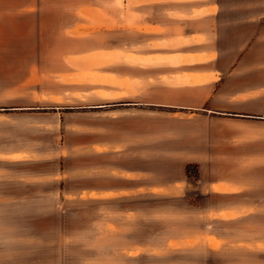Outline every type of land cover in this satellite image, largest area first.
Wrapping results in <instances>:
<instances>
[{
    "label": "crops",
    "instance_id": "1",
    "mask_svg": "<svg viewBox=\"0 0 264 264\" xmlns=\"http://www.w3.org/2000/svg\"><path fill=\"white\" fill-rule=\"evenodd\" d=\"M117 3L0 0V34L38 36L40 50L43 36H67L66 52L98 6L105 22L88 32L113 35L98 48L122 53L100 63L113 81L59 82L40 69L1 89L0 226L12 211L82 233L0 238L1 264H264V248L211 239L130 255L90 249L101 238H196L188 230L228 244L235 229H264V0Z\"/></svg>",
    "mask_w": 264,
    "mask_h": 264
},
{
    "label": "rangeland",
    "instance_id": "2",
    "mask_svg": "<svg viewBox=\"0 0 264 264\" xmlns=\"http://www.w3.org/2000/svg\"><path fill=\"white\" fill-rule=\"evenodd\" d=\"M122 9L124 7V0H118L116 4ZM112 8L115 4L111 5ZM2 5L0 4V8ZM128 9V8H126ZM89 16V24H83L75 29L73 37L74 51L66 52L60 50L65 47L67 36H43V49H37L40 45L38 36H24V35H2L0 34V91L7 87H15L20 85L24 79L30 75H34L35 80L40 69L44 70V76H54L59 82H95V81H113L114 75L107 74L101 70L100 63L115 59L122 55L121 52L115 53L113 49L99 50V43L113 42V35H103L97 33H90L88 31H95L98 26H103L102 11L98 6H90L84 11ZM81 43H83L81 45ZM90 47L87 50H81L80 47ZM84 45V46H83ZM59 48V50H51L50 48ZM136 50H127L123 56L128 58H137ZM59 59L67 62L69 68L59 67L51 68L45 66L43 68L30 66L31 62L37 59ZM4 64V65H3ZM10 64V65H7ZM6 65V66H5ZM103 69V68H102ZM33 80V82L35 81ZM28 83L27 88H34V83ZM33 84V85H32ZM79 95V94H78ZM62 97L56 98L61 100ZM8 99L0 98V103ZM196 169H191V175H195ZM27 214V212H26ZM18 212H10L9 222L11 224L9 229H3L0 226V238H81V228H69L64 226H45L36 225L34 219L31 217L20 218ZM20 218V219H19ZM1 222V216H0ZM19 224V225H18ZM35 224V225H34ZM191 235H196V238H174L173 241L160 243L156 242L152 245H132L127 242L126 238H101V242H93L90 244V249L107 250L116 249L123 251L130 255L133 252L143 250L161 251L167 248H176L185 243L195 245L198 243H208L211 239L215 246H222L225 244L232 249H263L264 248V229L263 228H249L245 232L241 229L233 233L234 238L231 243H222V240L217 238H201L207 233L199 232L197 230H188ZM228 242V241H227ZM29 249V248H27ZM45 249V248H43ZM99 261V260H98ZM116 261V260H115ZM106 263L104 261L96 262L95 264H114ZM1 264V260H0ZM14 264V263H11Z\"/></svg>",
    "mask_w": 264,
    "mask_h": 264
},
{
    "label": "trees",
    "instance_id": "3",
    "mask_svg": "<svg viewBox=\"0 0 264 264\" xmlns=\"http://www.w3.org/2000/svg\"><path fill=\"white\" fill-rule=\"evenodd\" d=\"M188 173L191 174V169L190 168H188Z\"/></svg>",
    "mask_w": 264,
    "mask_h": 264
}]
</instances>
